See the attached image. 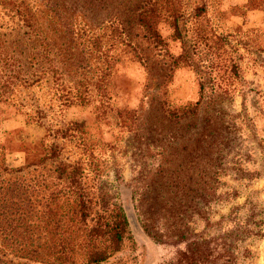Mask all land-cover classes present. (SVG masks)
<instances>
[{
  "label": "rangeland",
  "instance_id": "obj_1",
  "mask_svg": "<svg viewBox=\"0 0 264 264\" xmlns=\"http://www.w3.org/2000/svg\"><path fill=\"white\" fill-rule=\"evenodd\" d=\"M25 1L38 33L0 5L1 33L29 80L0 100L6 166L38 164L57 147L56 161L17 175L43 176L51 189L63 184L57 162L80 160L96 209L122 207L130 224L131 238L105 264H264V10L249 0H65L66 30L47 0ZM141 1L163 10L157 28L174 56L183 45L164 14L180 13L190 60L173 72L141 37L133 43L148 48L147 70L112 38L110 20L131 18ZM128 29L141 34L133 22ZM202 96L194 116L173 121L160 108ZM122 110L136 111L135 121ZM72 123L84 128L67 130ZM42 258L16 262L49 264Z\"/></svg>",
  "mask_w": 264,
  "mask_h": 264
},
{
  "label": "trees",
  "instance_id": "obj_2",
  "mask_svg": "<svg viewBox=\"0 0 264 264\" xmlns=\"http://www.w3.org/2000/svg\"><path fill=\"white\" fill-rule=\"evenodd\" d=\"M249 4L250 8L264 10V0H249ZM0 5L3 9L14 11L26 27L36 33L37 30L40 31L25 0H0ZM65 5V0H47L46 3L48 10L54 17L57 16L61 28L70 30L68 26L72 25L69 22L72 17H59L58 14V11L67 10ZM77 5V1L74 2V10H77ZM132 11L131 18L127 20L119 17L110 20L112 38L119 39L129 48L146 70L148 48L133 43L139 37L149 43L150 51H157L156 55H168L170 72L179 68L181 63L189 62L187 42L182 34L180 13L176 8L164 15L167 20L172 21L175 35L182 42L183 53L179 56L169 52L168 44L157 28L163 10L156 2L141 1ZM126 22L136 24L141 34H134V31L128 29ZM6 36L0 30V100L11 98L12 89L16 85H26L29 82L21 77L22 65H19L17 55L10 52ZM93 43L96 47L100 46L98 38ZM171 77L168 74L166 82ZM98 87L106 95L104 84H99ZM77 97L84 99L79 92ZM202 103L203 96L195 103L180 106H173L163 99L160 108L167 119L175 121L197 115ZM120 115L131 121L136 119L134 110H122ZM83 126L81 123H72L67 130L82 131ZM62 137L67 135L63 134ZM60 156L59 149L51 147L38 164L11 169L5 164V148L0 143V264H21L16 259L31 261L39 257H43L42 260L48 259L49 264H78L79 256L84 257L83 264H105L114 254L122 251L126 241L131 238L129 220L122 207L106 204L96 209L95 196H92L87 186L85 168L80 160L71 164H54L53 172L63 184L54 185L51 189L46 184L47 178L43 176H33L30 181L17 177L26 170L28 174L31 173L32 167L33 172H38L39 166L47 161H56ZM34 177L38 179H33ZM42 241H45L44 244ZM9 256L12 258L8 259ZM229 261L232 264L233 258L230 257Z\"/></svg>",
  "mask_w": 264,
  "mask_h": 264
}]
</instances>
